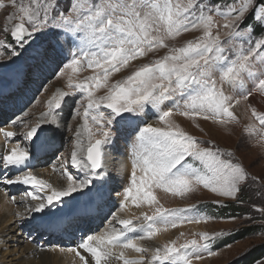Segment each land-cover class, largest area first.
Here are the masks:
<instances>
[{
  "label": "snow or ice",
  "instance_id": "6c2138e0",
  "mask_svg": "<svg viewBox=\"0 0 264 264\" xmlns=\"http://www.w3.org/2000/svg\"><path fill=\"white\" fill-rule=\"evenodd\" d=\"M8 6L16 11L7 16L12 26L3 28L0 49L11 48L8 60L32 49L36 61L35 65L18 66L14 76L27 78L51 61L62 65L59 75L66 77L68 88L57 89L47 100V111L34 124L25 125L26 144L8 148L17 133L0 128L5 138L0 183L31 186L26 211L36 227L68 231L102 208L106 177L110 178L105 171L106 149L113 143L114 131L123 125L129 134L132 167L128 185L118 194L122 196L120 211L131 204L147 208L151 214L142 211L124 219L114 214L112 221L119 228L108 221L103 233L87 234L75 247L60 251L74 253L79 264H193L205 252L215 255L211 242L223 233L202 232L199 239L179 243L181 233L152 248L142 242L185 223L210 219L196 215L198 209L191 207H165L158 191L185 198L203 187L236 200L247 186L259 184L260 194H264V175L251 174L233 159L232 151L197 139L173 119L179 115L221 126L238 124L236 106L254 94L264 97V0H68L66 6L61 0H8L7 5L0 0V9ZM190 31L201 35L182 46L169 45L168 41ZM9 34L14 44L8 42ZM41 37L45 39L41 41ZM160 49L167 52L124 79L109 82L132 61ZM87 70L92 75L80 79L79 73ZM101 89L104 94L98 96ZM73 94L81 97L83 123L75 130L70 159L59 169L67 183L56 187L34 174L31 161L54 149L51 125H59L57 117ZM249 107L255 123L244 131L256 137L257 143H264V112ZM73 111L81 115L79 108ZM153 115L158 126L146 123ZM53 170H57L55 166ZM256 211L264 216V207ZM128 252L138 255L129 257Z\"/></svg>",
  "mask_w": 264,
  "mask_h": 264
},
{
  "label": "rangeland",
  "instance_id": "374dc122",
  "mask_svg": "<svg viewBox=\"0 0 264 264\" xmlns=\"http://www.w3.org/2000/svg\"><path fill=\"white\" fill-rule=\"evenodd\" d=\"M205 2H207V0H205ZM212 2L215 3L217 0H212ZM220 2L224 3L226 0H220ZM4 3L7 5L8 0H4ZM17 3H19V0H17ZM61 3L66 6L68 0H61ZM15 11L16 10L11 6L0 9V38H5L3 28L6 25L11 28L12 25L8 24L7 16ZM215 19L220 24H223V19L221 17L217 16ZM18 22L19 21H13L12 24ZM220 31L223 38L224 29H221ZM200 35V31H190L188 33H183L176 40L168 41V43L170 46H182L188 40H194ZM6 38L9 43L14 44L10 34L7 35ZM44 39V37H41V41ZM37 43H40V41ZM17 51H20L19 48H17ZM0 52H4V58H0V84L8 88L10 92V94L7 92L8 96H1L0 98V128L17 133L16 137L7 143V147L11 148L16 143H20L21 145L27 143L24 141L22 135L23 132L28 130L25 125L34 124L40 118L41 113L47 111V100L51 98L57 89L68 91V88L66 77L59 75L62 65L58 67L56 63L49 61L40 71L35 72V74H30L27 78L22 77L24 83L14 92L8 83L9 78L5 77V74H7L6 72H9L14 77V71L18 66L35 65L36 61L32 58L33 50L28 49L27 51H21V55L18 58L14 57L13 60L7 59L11 52V48L8 50L0 49ZM166 52L167 49H160L149 53L146 57L132 61L128 67L121 69L118 73H114L109 82L112 83L124 79L140 65L150 63L154 59L163 56ZM89 75H92L91 70L83 71L79 73V78L83 79ZM104 91V89H101L97 92V95H103ZM226 91H228L229 94H234L227 88ZM11 92L13 93L11 94ZM257 95L260 97L257 101L253 102L249 98L248 101H242L240 105L236 106L234 112L239 117L238 124L221 126L202 119L192 121L179 115L176 116L180 117V119L175 121L186 132L197 139L212 141L217 147L226 151H232L234 153V160L242 162L244 167L251 174L261 176L264 175V143H257L256 137L250 136L244 131L245 126L249 123H255V121L251 119V109L249 105L254 107L257 106L258 108L256 107V109L258 112H264V97H261L259 94ZM80 99L81 97L79 94H73L66 98L62 111H60V114L57 117L62 119L61 121L59 120V122L62 124L64 123V125L60 126V129L58 125H51L55 131L49 132V136L55 147L51 151H48V153L41 155L42 160H40V155H38L31 161L34 174H36L35 172H38L43 175H50L51 178L53 175L52 173L56 172L55 174L60 176L59 169L65 160L70 159L71 152L74 148L75 130L83 123V106H80L78 103ZM75 108H79L81 113L80 116L75 115L73 111ZM238 108L240 109L237 110ZM152 120L158 122L157 117L153 115L146 118V123H151L150 121ZM13 121L22 122L13 126ZM156 124L154 125L158 126V124ZM45 127L49 126L45 125ZM116 127V125H113L114 129ZM206 127L208 128V131H215L216 134L208 133ZM22 142L24 144H22ZM0 145L5 146V138L2 134H0ZM111 152L114 159L113 163L105 165V168H107L105 171L109 174L110 178L106 177L108 182L105 185L106 196L103 205L106 204V206L104 208V213L100 218H96L94 221L88 223L90 225H92L93 222L94 224L100 223L97 232H101V230L104 228L106 229L109 226L108 221H112V216L114 214H118L120 218L123 217V219L129 217L124 214V211H120L122 196L118 195L123 191V188L128 185L129 174L132 167L129 134L123 125L119 127V131H114L113 143L107 147L106 157ZM121 157L124 158V160H121ZM119 159L122 162H126L127 160L129 168L122 170L121 172L120 167L122 164L119 163ZM114 162H118V164ZM56 165L57 170L54 171L53 168ZM115 170L118 173L115 174ZM71 171L75 173V169H71ZM121 173L122 177L120 176ZM63 181L67 182L65 177L63 178ZM26 188L29 192L33 191L29 185H8L0 183V189L6 191L7 196H12L13 194H16L14 196H20L21 194H25ZM157 196L165 207H191L193 209H198V211L195 212L196 215L210 217V219H208L207 222L197 224L196 227L193 226L194 223H185L180 227L170 229L168 232L159 234L155 240L143 241L142 243L146 247L152 248L160 246L167 241L176 239L181 233H183L184 236L180 238L179 243H183L185 239H199L198 234L202 232H208L210 234L223 233V235L211 242V251L214 252L215 255L209 256L208 253L205 252L203 253V259L199 261L194 260L193 264H246L247 259H243H245V255L250 254L251 252L253 253V259L247 264H264V216L256 211L257 207H264V194H260L259 184H251L247 186L236 200L219 197L203 187L197 188L196 191L190 193L185 198L172 197L163 191H158ZM217 201H219V203H217ZM240 201H243V203ZM228 202L235 204V207H237L236 209L234 208L236 211L232 213L233 216L229 217L226 216L229 213L223 211L227 207ZM202 205L205 209H202ZM133 208L136 207L134 206ZM139 210L140 212L135 213L137 214L135 216L140 215L142 211H147L151 214L150 210L147 208H139ZM28 216L27 221H32L34 223L31 219L32 215ZM23 220L26 221L25 218ZM114 225L120 227L119 224ZM88 230L89 229L84 227L80 229L74 227L68 231L54 232L44 230L39 231L36 227L30 229L25 226H18L13 233H10L12 237L9 240L8 237L10 236L4 237L8 241L4 240L0 245V261L2 264H15L21 257V248L16 242H14V237H16L17 234V236H20L21 232L22 236H24L28 242L39 245V248H46V250L55 251L58 247L61 249L74 247L73 244L78 242L81 237L87 235L86 233H88ZM240 231L241 233H239ZM132 235H135V233ZM53 236L57 237V240H62V244L51 242ZM127 255L129 257H135L138 254L128 252ZM60 256H62V254ZM73 257L72 259L66 257L65 263L75 264L74 262L76 261ZM76 263L78 264V262Z\"/></svg>",
  "mask_w": 264,
  "mask_h": 264
},
{
  "label": "bare ground",
  "instance_id": "6f19581e",
  "mask_svg": "<svg viewBox=\"0 0 264 264\" xmlns=\"http://www.w3.org/2000/svg\"><path fill=\"white\" fill-rule=\"evenodd\" d=\"M6 73L7 74H5L6 75L5 77L9 78L8 79V81H9L8 83H9L10 87L13 89V91L15 92V90L18 89L19 86H21L24 83L23 82V78L22 77L16 78L15 76L13 77V75L11 73H9V72H6ZM7 92H9V89L6 88L5 86H3L2 84H0V98H1V96L2 97L8 96ZM12 93L13 92H11V94ZM9 94H10V92H9ZM258 99H260V97L257 94H254L253 97H250V100L253 101V102L257 101ZM239 109L240 108H238L237 110H239ZM57 119L60 120V121L62 120L60 117L57 118ZM173 119L178 121L180 119V117L174 116ZM150 122L153 125L156 124V123L158 124V122L156 120H152ZM60 123L61 122H59V125H58L59 129H60V126L64 125V123L63 124L62 123L60 124ZM207 127H209V126H207ZM207 127H206V131L208 133L210 132L212 134H216L215 131H213V132L208 131ZM22 144H24V143L22 142ZM4 147L5 146L0 145V151H2L4 149ZM44 153H48V152L40 153L39 154L40 155V160H42L41 159V155H43ZM120 159L124 160V158H122V157ZM120 159H119V163L122 164V166L120 167V170L122 172V170H125V169L129 168V164L127 163V160H126V162H122ZM109 160H110V163H109ZM113 160L114 159L112 157V152H111L106 157L105 165L113 163ZM114 163L118 164V162H114ZM55 167L57 169V165ZM105 169H107V168H105ZM35 173L38 176H40L41 178L46 179L49 182H51L56 187H60L62 185H66V183H67V182L63 181L64 177L61 175L60 172L59 173H60L61 177L56 175L55 174L56 172H54V173H52L53 175L51 174L52 175L51 178H50V175L49 176L48 175H43V174L38 173V172H35ZM114 173L116 174L118 172L115 170ZM120 176L122 177V173H121ZM29 187H31V186H29ZM25 192L26 193L29 192L27 188H26ZM26 193L25 194H21L22 196L21 195L20 196H14L16 194H13L12 196H7V192L3 191L2 189H0V245L2 244V242L4 240L8 241L12 237L10 235V233H13L14 230L17 229L18 226H20V227L21 226H25L26 228H30V229H33L34 227H36L34 225L35 221H34V223L32 221H30V222L27 221L28 217H29L28 215H32V214L26 211V209L29 207V204H30V200H29V198L26 197ZM13 197H15V202H12V198ZM22 197H23V199H22ZM32 203H34V202H32ZM105 206H106V204L103 205L102 208L99 211L94 212L93 214H91L88 218L80 220L79 222H77L74 227H76V229H80L82 227H84L86 229H89L88 233H86V234H100V233H103L105 228L103 230H101V232L100 231L97 232L99 227H100V225H99L100 223L94 224V222H93L92 225H90L88 223L90 221L91 222L94 221L96 218H100L101 215L104 213ZM133 207H134L133 205H129L128 208L124 211V214L126 216H129V217H133V216L137 215L135 213H139L140 210H139V208L136 209V208H133ZM24 218H25L26 221L23 220ZM122 219H123V217H122ZM112 223L118 224L115 221H112ZM196 225H197L196 223L193 224L194 227H196ZM115 226L119 227L118 225H115ZM74 227H72L71 229H73ZM105 227H106V225H105ZM37 230L40 231V229H38V228H37ZM17 235H16V237H14V242H16V244L19 245V247L21 248V257L18 259V261L15 264H66L65 263L66 257L71 258V259H72L73 256L75 257L74 253H68L67 251L61 252L60 251L61 248H59V247L55 251L46 250V248H39L40 247L39 245H37V244L35 245L33 243L28 242V240H26L24 238V236H22V232L20 233V236H17ZM5 236H10V237H8V240H7V239L4 238ZM54 241H56V242H54ZM61 241L62 240H57V237L53 236L51 242H53L55 244L56 243L62 244ZM78 242L74 243L73 246L75 247V245ZM61 254H62V256H60ZM74 257H73V259L76 262H78V264H79L78 258L77 257L74 258ZM76 262H74V263L77 264ZM0 264H2L1 261H0ZM115 264H122V262H115Z\"/></svg>",
  "mask_w": 264,
  "mask_h": 264
},
{
  "label": "trees",
  "instance_id": "16d2710c",
  "mask_svg": "<svg viewBox=\"0 0 264 264\" xmlns=\"http://www.w3.org/2000/svg\"><path fill=\"white\" fill-rule=\"evenodd\" d=\"M202 207V209H205L204 207H203V205L201 206ZM218 208H221V207H218ZM237 208V207H235V204H233V203H230V202H228L227 203V207L223 210L224 212H227V213H229L228 215H226V216H233V214L232 213H234L236 210L235 209ZM239 208H242V207H239ZM221 209H223V208H221ZM222 211V212H223ZM239 233H241V231L239 232ZM243 235V234H242ZM239 238H240V236H239ZM253 253L251 252L250 254H247V255H245V259H243V260H246L247 259V263H249V262H251L252 261V259H253ZM252 257V258H251ZM243 260H241V261H243ZM246 263V264H247Z\"/></svg>",
  "mask_w": 264,
  "mask_h": 264
},
{
  "label": "crops",
  "instance_id": "0c3cea01",
  "mask_svg": "<svg viewBox=\"0 0 264 264\" xmlns=\"http://www.w3.org/2000/svg\"><path fill=\"white\" fill-rule=\"evenodd\" d=\"M235 110V109H234Z\"/></svg>",
  "mask_w": 264,
  "mask_h": 264
}]
</instances>
